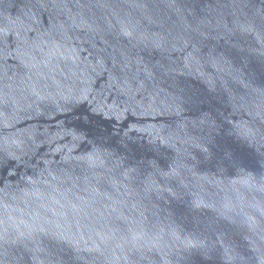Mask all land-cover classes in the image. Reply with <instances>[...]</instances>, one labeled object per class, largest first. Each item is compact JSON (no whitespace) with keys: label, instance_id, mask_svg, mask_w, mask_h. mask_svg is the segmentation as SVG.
Instances as JSON below:
<instances>
[{"label":"water","instance_id":"water-1","mask_svg":"<svg viewBox=\"0 0 264 264\" xmlns=\"http://www.w3.org/2000/svg\"><path fill=\"white\" fill-rule=\"evenodd\" d=\"M0 264H264V0H0Z\"/></svg>","mask_w":264,"mask_h":264}]
</instances>
